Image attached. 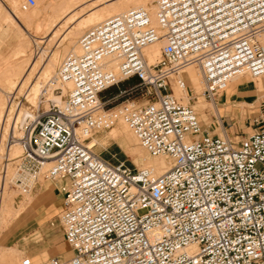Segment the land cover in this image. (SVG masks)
<instances>
[{"label":"built area","instance_id":"2783aa9c","mask_svg":"<svg viewBox=\"0 0 264 264\" xmlns=\"http://www.w3.org/2000/svg\"><path fill=\"white\" fill-rule=\"evenodd\" d=\"M155 20L132 9L84 31L49 80L51 92L66 87L63 100L0 141V199L8 187L28 193L40 176L64 184L57 218L71 257L21 264H264V128L237 140L209 132L173 91L197 98L188 66L200 70V97L216 104L237 76L264 81V0H157ZM159 40L148 64L143 49ZM117 120L170 168L154 176L94 154L92 134Z\"/></svg>","mask_w":264,"mask_h":264},{"label":"bare ground","instance_id":"6f19581e","mask_svg":"<svg viewBox=\"0 0 264 264\" xmlns=\"http://www.w3.org/2000/svg\"><path fill=\"white\" fill-rule=\"evenodd\" d=\"M55 2L56 4L54 5L55 10H54L53 15L49 16V18L46 20H41L37 22L35 24V33L41 32L45 36L46 34L48 35V33L52 32V36L50 39L53 40V39H56L57 37L56 41L58 42V45L61 44L62 50L67 51L66 52L67 54L78 52L79 50L78 44H76L77 37L79 35V32L82 29H84L85 27H88L89 25L95 26L108 18L123 14L126 11H129L132 9L145 10L149 15L151 23L154 26L156 25V20H155L156 4L153 5L152 0H116L114 2L108 3L107 5H105V7L103 6L99 8L98 6L100 5L102 6V4L105 1L103 3L100 0L94 1L86 6V8L88 9L86 11L87 14L85 13L86 14L85 16L79 17L75 21L73 26L71 24L68 27H66L68 23L73 18H75L78 13H81V12L84 13L85 8L84 9L81 8L78 11V13L75 12L73 14L69 13L68 15H65L68 13V11L73 5L71 4V0H55ZM127 7H130V8L124 10ZM5 19L8 21V23L10 22L13 28L15 29L16 34H17L16 35L17 43L15 44L16 46L14 50L12 51L11 56L9 57L11 58L10 60H12V62H9V58L8 59L4 58L5 59L3 62L4 66L3 68L1 66V69H0V124L3 123L4 125L3 129L0 131V138L6 134L5 129L8 128L7 126L11 125L12 131H14L15 127H17L19 124L24 123V121H26L27 118L30 120L34 117L33 114H31L27 110H24L21 108L15 109L13 103L10 104L9 106L4 105L3 97H5L6 94L12 95L15 91L17 95L24 94L26 101L32 107H37L38 103H40L41 101L46 102L50 100L56 103H59L61 101V96L52 95L51 90L55 89L56 87L50 85L49 80H51L53 75L56 73L57 70L55 69L59 67V64L61 62L60 56L61 54L64 53V52L61 53L58 51H55V52L53 51L49 54L46 60L44 59L45 61L43 60L44 63H40L41 60L39 61L37 59L35 61H30L29 58L26 57V50H27L28 42H26L25 40V38H27L28 35H29V38H31L30 34L25 29V26L31 25L30 22L28 21L25 22L26 20L24 21L21 14L13 15V17L5 16ZM56 27L57 29H55ZM60 29L63 30L61 31L62 32L61 35L58 34ZM33 40L36 42L35 39ZM160 45L161 47L164 45V40H159L153 44L148 45L147 47L143 49V54L146 57L148 64H154L159 58L160 49H161ZM38 59L40 58L38 57ZM111 67H114V66L112 65ZM184 73L188 79L190 87L192 84L194 87H197L198 89L203 90L204 87H203L202 76H201L200 70L197 67L188 66L185 68ZM244 76L250 77L252 80H254L253 87L256 88L257 92L264 94V83L261 78L251 77L249 75H244ZM244 76H237L233 78L228 84H226L225 89H224L226 95H231L232 93H236L238 91L239 85H241L239 80L241 79V77H244ZM242 84H245V83H242ZM65 88L66 87H61L62 95L66 92ZM173 91H174V96L181 103L183 104L189 103V99H190L189 95L186 93L184 89H180L174 85ZM181 94L183 95V98L181 97ZM199 98H196V100L198 99V102L197 101L195 102L200 103ZM212 103L214 102H211L209 106L210 109L212 110L214 115L217 116V118H220V115L216 111L215 105H212ZM204 109L205 108H202V110ZM11 114H13V116H11L10 118L9 116ZM220 132L221 134L220 135L218 134L219 136L225 137L227 135L222 125L220 126ZM108 135L113 140H117L118 142H120L122 145L129 146V143L131 142L138 143L137 139L134 137L132 132L129 130L128 126L122 120L117 121L116 126L110 129V131L108 132ZM86 144L90 148H92L96 144V140L92 138L91 136V139ZM134 151L136 154L135 155L136 160L139 161L141 165L140 169H148L151 171L152 175L154 176H158L162 174L163 172L168 170L172 164V161L168 157H165V156L152 157L151 156L152 158L148 159L144 153H140L137 150H134ZM20 152H21V149L18 143L17 142L14 143L11 147L10 156L11 155L12 157L14 155L17 156V154H19ZM45 167H47V165ZM28 195H29L28 198L30 199L31 194H28ZM4 196L2 198H5ZM6 197H7L6 200H3L2 198L0 199V228L1 226L4 225L9 213H11L10 212L11 209L9 208V206L12 205L13 197L15 196H13L12 194L11 195L9 194V196H6ZM9 202H11V204ZM10 222L11 221H9V223ZM6 258H7L6 254L0 248V264L4 262L6 263Z\"/></svg>","mask_w":264,"mask_h":264},{"label":"rangeland","instance_id":"374dc122","mask_svg":"<svg viewBox=\"0 0 264 264\" xmlns=\"http://www.w3.org/2000/svg\"><path fill=\"white\" fill-rule=\"evenodd\" d=\"M23 1L24 0H0V69H1V66L2 68L4 66V63H3L4 60L8 59L11 56L12 51L14 50L16 46L15 44L17 43L16 31L11 25V23L9 22L10 23L9 24L8 21L5 19V16L13 17V15L21 14L24 21L26 20L25 22L27 21L30 22L31 25L25 26V29L27 30V32L30 34V37H31L29 38V35H28V37L25 38L26 42H28L27 50H26V57L29 58L30 61H35L37 59L39 61L41 60L40 63H44V61L48 58L49 54L53 51L54 52L58 51L61 53L64 52L63 54H61L60 60H62V58H64V56L67 54L66 53L67 51L62 50L61 44L58 45V42L56 41L57 37L56 39H53L56 42L50 39L52 36V32L48 33V35L46 34L45 35L46 37L41 32L35 33V24L41 20H46L49 18V16L53 15L54 10H55L54 5L56 4L55 0H34L35 5L28 9L21 8V4ZM94 1H99V0H71V4L73 5L68 11V13L65 15H68L69 13L73 14L75 12L78 13V11L81 8L83 9L85 8V10H84V13L82 12L78 13L77 16L73 18L66 27H68L71 24L73 26V24L79 17L85 16L87 14L86 11L88 10L86 6ZM100 1L102 3L104 1L105 2L102 4V6L101 5L98 6V8L103 7V6L105 7V5H107L108 3L114 2L116 0H100ZM152 4L155 5L156 0H152ZM128 8L130 7H127L124 10ZM92 26L94 25H89L88 27H85L79 32V35L77 37V42H78L79 37L82 35V33L86 31L87 29L91 28ZM57 27L55 29H57ZM61 31L63 30L60 29L58 34L61 35L62 33ZM33 39H35L37 43ZM38 57L40 59H38ZM10 59L11 58H9V62H12V60ZM239 82L241 83V85H239V90L242 92L243 97H245L244 95H246L247 97L238 99V100L236 99L235 102H233L232 100H234V96H232L231 102H229V104H226V102L223 104V99L221 98L218 99L217 104L212 103V105H215L216 111L220 115V118H217V116H215L212 110L210 109L209 106L211 102L207 100H203L202 97H200L199 93L202 89H198L197 87H194L191 84V87L193 88V91L195 92L194 96L197 98L200 97L199 98L200 103H197L198 99L197 100L190 99L189 104L193 106L201 125L205 127L209 126L208 128L209 132H213L217 135L218 134L220 135L219 126L222 125L224 131H226V134L230 138L237 140L238 138H241L242 136L251 134L254 130L264 128V94H261L256 91V88L253 87L254 80H252L250 77H247V76L241 77ZM242 83H245V84H242ZM127 85L128 83H123L120 86V88L127 87ZM51 93L53 96H61V100H63V97L66 94L65 92L62 95L61 89H57V91H53ZM116 94H117V89L112 88L108 92H106L104 96L106 98H109ZM229 96L230 95H227V97ZM181 97L183 98L182 94H181ZM139 100H142V99L140 98ZM3 102H4V105H8V106L13 103L15 109L21 108V109L27 110L34 116L36 109L37 108L38 109L47 108V105L50 102V100L46 102L41 101L40 103H38L37 107H32L26 101L24 94L17 95L15 91L12 95L6 94L5 97H3ZM202 108H205V109L202 110ZM13 114H11L9 117L11 118ZM28 120L29 119L27 118L26 121H24L25 124L22 123V124H19L17 127H15L14 131H12L11 125L7 126L8 128L5 129L6 134L0 138V141L3 142L4 140H6V138H9L12 134L15 138H18L23 132L24 126L28 123ZM117 121L112 125V127L116 126ZM3 126H4L3 123L0 124V131L3 129ZM110 129L98 131L95 134H92V138L96 140V144L91 148L94 154L99 155L100 157L106 160H109L110 162H114L115 159L118 161H122L127 166L131 168H137V169H139L141 165L139 161L136 160V156H135L136 154L134 150H137L140 153H144L148 159L152 158L138 145V143L131 142L129 143V146H126V145H122L117 140H113L108 135V132L110 131ZM140 149L143 151H141ZM110 155H114V158L112 159ZM10 157H12V155ZM38 182L41 183L43 186H47L50 183L48 181H45L41 176L38 178ZM4 194L3 196L5 198H2L3 200H6L7 198L6 196H9V194L10 195L12 194L15 197H13L12 205L9 206V208L11 209L10 211L11 213H9L10 216L8 215L9 218L7 217L4 225L1 226L2 229L0 228V248L2 249V251H4L7 257L6 263L4 262L2 264H21V260L26 255L23 253H18L17 258H14L11 251L6 249L7 246L11 243L10 240L6 241V238L8 234H11L16 229V227L19 225L22 219L24 217L25 218L27 217L26 214L29 210L26 205L27 200L29 199L28 194H31L32 202L38 201L39 198L34 196L33 192L31 191L27 193L15 187L6 188L4 191ZM9 203L11 204V202ZM52 220H55L54 227L56 230V234H59V233L62 234V229L60 227V224L58 223V218L55 216ZM9 221L11 222L9 223ZM39 238L40 237L37 235L36 237H33L31 240L36 241V240H39ZM57 240L58 239H56V241ZM61 241L64 242V240H62V236H61ZM2 247H5V248H2Z\"/></svg>","mask_w":264,"mask_h":264},{"label":"crops","instance_id":"0c3cea01","mask_svg":"<svg viewBox=\"0 0 264 264\" xmlns=\"http://www.w3.org/2000/svg\"><path fill=\"white\" fill-rule=\"evenodd\" d=\"M232 96H234L233 102L236 99L247 97L246 95L243 97L242 92L238 89L236 93H232L229 97H227L224 91L220 98L223 99V104L225 102L229 104ZM219 133L221 134V132ZM31 192L39 200L32 202L30 195V199L26 203L29 209L26 214L27 217H24L16 229L7 235L6 241L10 240L11 243L6 249L11 251L14 258H17L18 253H23L33 263L54 257H59L63 260L69 259L72 252L68 245L61 241V236L62 240H64L63 234H56L54 227L55 220H52L55 216L58 217L63 208V182H60L56 186L50 183L47 186H43L41 183L36 182ZM37 235L40 237L39 240L32 241L31 239ZM56 239L58 240L56 241Z\"/></svg>","mask_w":264,"mask_h":264},{"label":"snow or ice","instance_id":"6c2138e0","mask_svg":"<svg viewBox=\"0 0 264 264\" xmlns=\"http://www.w3.org/2000/svg\"><path fill=\"white\" fill-rule=\"evenodd\" d=\"M261 57L264 58V49L261 50ZM254 252H255V249L253 248V252L248 253V255L251 257V256L253 255ZM260 256H261L262 259H264V251H262V252L260 253ZM131 264H137V261H136L135 259H133V260L131 261ZM148 264H155V262L149 260ZM236 264H239V261H237Z\"/></svg>","mask_w":264,"mask_h":264}]
</instances>
